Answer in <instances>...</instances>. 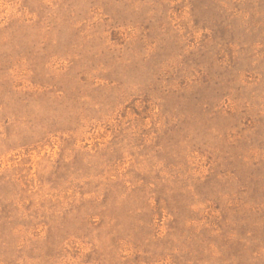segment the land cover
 Listing matches in <instances>:
<instances>
[{"label":"rangeland","instance_id":"1","mask_svg":"<svg viewBox=\"0 0 264 264\" xmlns=\"http://www.w3.org/2000/svg\"><path fill=\"white\" fill-rule=\"evenodd\" d=\"M0 264H264V0H0Z\"/></svg>","mask_w":264,"mask_h":264}]
</instances>
